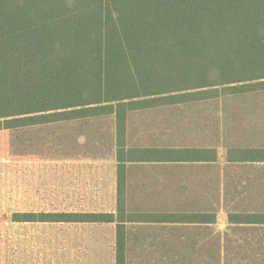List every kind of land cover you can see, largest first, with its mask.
Listing matches in <instances>:
<instances>
[{"label":"trees","instance_id":"obj_1","mask_svg":"<svg viewBox=\"0 0 264 264\" xmlns=\"http://www.w3.org/2000/svg\"><path fill=\"white\" fill-rule=\"evenodd\" d=\"M261 93L264 0H0V133L92 123L106 130L107 137L95 136L105 137L100 142L114 146L120 158L131 143L132 113L200 103L221 108L230 98ZM238 113H230L231 124L216 118L211 135L218 140L205 139L210 127L201 122L197 134L141 138V148L130 149V158L212 163L219 174L242 166L264 172V121L249 118L238 125ZM147 126L150 132L154 128ZM229 129H241L245 138H229ZM220 150L227 153L225 169L218 167ZM123 168L116 214L16 213L12 221L116 224V264H128L126 227L135 220L147 222L148 214H126ZM213 181L217 199L232 198L235 207L221 202L208 210L203 201L192 210L180 209L175 223L181 229L211 230L216 264H264V179L254 174L235 179L236 185L223 177ZM224 210L228 238L238 242L219 247L214 242L219 243L221 231L215 228ZM203 247L208 245L181 248Z\"/></svg>","mask_w":264,"mask_h":264},{"label":"rangeland","instance_id":"obj_2","mask_svg":"<svg viewBox=\"0 0 264 264\" xmlns=\"http://www.w3.org/2000/svg\"><path fill=\"white\" fill-rule=\"evenodd\" d=\"M230 100L232 101L225 102L226 106L221 105V108L220 105L200 103L141 114L132 113L129 115L130 137L133 141H141L143 137L145 141H149L159 140L161 135L170 132L180 135V132L186 134L190 130L197 134L203 128L200 123L204 122L203 126L210 127L207 130L210 135L205 139L211 141V137H214L211 134L216 132V118H219L222 125L231 124L234 118L229 116L230 113L239 112L236 119L238 125L246 123L249 118L255 122L260 119L264 121V93ZM184 123H188L191 128H181ZM147 125L154 127L151 132ZM81 126L75 127L73 123H67L30 131L0 133V264H116V224L12 221L16 213L116 212L118 205L115 186L112 184L113 179L105 176L107 169L89 162H80L91 161L93 156L100 153L99 149L105 146L104 142H100V137H107L106 130L94 129L92 123ZM142 126L147 128L143 130ZM229 130V138L237 135L245 138L241 129ZM96 134L103 136H95ZM218 138L219 136L214 137L215 140ZM98 146L99 149H94ZM253 172L242 166L240 169L227 167L223 174L225 179H233L234 183L235 179H251L254 174L258 179H264L263 171ZM101 173L104 176H100ZM219 173V169H215L211 179L216 181ZM211 188L204 200V207L207 206L208 210L213 203L218 206L223 203L217 199L220 198L218 187ZM227 191L228 187H225V193ZM231 199L224 201L222 206L235 207L236 201ZM150 203L155 201H142L145 211L150 210ZM201 203L203 201L183 200L178 205L180 209L192 210V205ZM130 204L135 206L134 201ZM134 212L133 207L131 214ZM225 213L224 210L218 215L221 228L224 227L222 221L226 219ZM216 230L213 231L217 233ZM178 231L181 235L195 234L180 228ZM133 234L130 232L128 239ZM200 239L203 241V238ZM211 239L213 237L205 238L201 245H211ZM130 242L132 241H127V244ZM214 243L218 244V240ZM211 248L213 247L208 246L194 251L197 248L129 247L128 264H216L218 248Z\"/></svg>","mask_w":264,"mask_h":264},{"label":"crops","instance_id":"obj_3","mask_svg":"<svg viewBox=\"0 0 264 264\" xmlns=\"http://www.w3.org/2000/svg\"><path fill=\"white\" fill-rule=\"evenodd\" d=\"M138 146H142V144L138 140L133 141V139H131V143L122 151L123 154L120 158L114 146H104L101 149H99L98 146L94 149H99L100 153L93 156V160L80 161L89 162L91 165L94 164L100 168L103 167L107 169V175L105 174V176H108L107 179H113L112 184L115 186V200H117V205L119 197L118 179L121 166H124L122 197L126 205V214L128 216L136 215L134 216L135 218H140V215L148 214L145 215L147 222L134 219L137 222L127 225L129 227H126L125 230L126 245L131 248L166 249L188 247L190 243L192 246H201L205 238H211V230L205 231L206 227L201 229L195 226L182 230L193 231L196 235H181L179 233L180 231H178L180 224L175 222L178 221L177 219H179L178 217L180 215V207L178 205L180 200H206L207 191L210 193L212 189V163H186L177 161L143 162L139 160L134 162L133 159L130 158L133 152V150L130 149L135 150L141 148ZM133 156H135V154ZM227 166V153H225L224 150H220L218 167L220 169H225ZM100 176H104V174L101 173ZM222 177L224 178V174L219 175V178L222 179ZM131 201L135 202V206L130 204ZM139 201L140 203H137ZM142 201H155V203H150L148 205L150 210L145 211L142 207ZM128 204L130 207H128ZM118 207L116 212L118 211ZM133 207L135 212L131 214ZM221 213L222 211L219 214ZM222 222L224 224L223 228L220 227L221 220L218 219L221 239L217 246L234 245L233 243L238 241L228 238L230 227L227 218ZM130 229L131 231H129ZM240 229L241 228L237 229V232H240ZM130 232L134 234L128 239V234ZM200 237L203 238V241H201ZM129 240L132 242L127 244Z\"/></svg>","mask_w":264,"mask_h":264}]
</instances>
